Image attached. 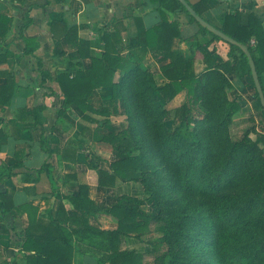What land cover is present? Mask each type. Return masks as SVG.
<instances>
[{"label": "crops", "instance_id": "obj_1", "mask_svg": "<svg viewBox=\"0 0 264 264\" xmlns=\"http://www.w3.org/2000/svg\"><path fill=\"white\" fill-rule=\"evenodd\" d=\"M160 9L151 0H0V20L2 15L9 19L4 36L0 34V55L6 57L0 63V87H8L0 95V175L12 168L10 177L0 179V264H29L28 258L35 253L24 249L26 231L32 229L37 235L47 227H55V234L67 242L72 264H107L109 233L119 225L118 216L110 209L119 199L125 198L124 205L151 216L143 209L144 199L137 191L142 181L123 180L116 175L112 164L125 156L105 138L114 133L124 138L129 128L124 119L132 110L131 101L146 97L147 88L137 93L130 91L132 84L148 76L139 75L140 70L152 77L141 83L148 80L163 87L169 82L161 67L170 61L159 64L150 53L143 58L133 54L139 45L136 18L151 28L161 21ZM235 11L254 13L264 27V0H210L203 18L221 28ZM168 15L179 23L181 49L186 58L194 60V67L196 53L202 54L199 45L218 63L229 59L228 42L203 34L183 11ZM74 28L79 40L91 42L89 53L96 59H102L105 52V34L112 35L109 47L113 56L138 70L130 75L122 70L115 73L113 81L120 89L117 113L106 116L65 104L58 75L74 76L79 70L93 67L92 58L82 57L66 39L67 32ZM201 65L200 71L195 68L196 74L206 70L204 57ZM243 73L239 70L226 74L232 86L230 102L246 93L240 84L243 78L252 84L256 96L253 77ZM98 94L103 102H109L114 97L113 87H101ZM149 95L153 98L155 94L149 91ZM156 97L169 111L171 102L163 101L160 95ZM178 97L187 99L186 92L175 99ZM245 97L237 101L244 104L238 113L250 106ZM98 170L115 174L116 186H101ZM81 187L88 188L92 203L87 206V215L73 203L82 198ZM132 236L136 235L120 237V250L134 251L123 247V241ZM99 242L107 250L98 249Z\"/></svg>", "mask_w": 264, "mask_h": 264}, {"label": "rangeland", "instance_id": "obj_2", "mask_svg": "<svg viewBox=\"0 0 264 264\" xmlns=\"http://www.w3.org/2000/svg\"><path fill=\"white\" fill-rule=\"evenodd\" d=\"M195 57L200 71L203 56L197 52ZM143 79L130 91L149 87V81L141 84ZM244 79L240 84L247 94L240 90L237 98L246 96L250 106L227 124L221 123L223 106L215 104L197 107L210 115L188 126L173 115L184 97L170 101L168 113L161 114L156 97L131 101L124 135L136 141L133 154L146 162L137 191L152 221L147 232L123 241V247L141 252L144 264H155L159 254L167 264H226V250L240 246L258 250L255 263L264 264V156L252 159L246 149V139L256 141L264 134V115ZM231 87L224 88L221 99L231 101Z\"/></svg>", "mask_w": 264, "mask_h": 264}, {"label": "trees", "instance_id": "obj_3", "mask_svg": "<svg viewBox=\"0 0 264 264\" xmlns=\"http://www.w3.org/2000/svg\"><path fill=\"white\" fill-rule=\"evenodd\" d=\"M151 1L160 5L161 21L155 26L147 28L141 18H136L139 45L133 51V54L136 57L141 55L143 58L147 53H150L153 59L159 64L170 61L161 67L163 75L169 82L163 87H157L152 81H149L148 86L150 89L147 86H143L148 90V92L146 90L144 91L145 98L154 101V97L160 95L163 101L169 102L175 99L181 92L185 91L187 96L186 102L181 107L173 110L176 122L192 126L198 124L200 121L207 120V114L209 113L207 112V114L205 113L203 115L198 112L197 108L207 103L209 107L213 106V104L217 108L223 106L222 113L224 116L221 123H230L233 116L242 109L244 104L237 101L227 102L221 99L219 95L225 87L230 86L226 74L239 70L244 71L246 68L252 76L249 61L245 53L240 47L230 44L231 52L229 53V59L224 63H218L203 48V45H199L198 49L202 53L207 67L203 73L196 74L194 60L186 58L181 49L183 38L179 23L171 21L168 14L183 11L191 17L193 22L197 23L196 20L189 14L180 0ZM186 1L203 18V14L207 11L210 0H198L197 2H192V0ZM8 22V17L2 15L0 20V34L3 36L7 30ZM198 25L203 34L211 35L215 40H222L206 28H203L200 24ZM219 29L230 38L249 48L264 89V27L262 21L254 13L244 14L243 12L235 11L233 14L227 16L225 24ZM66 39L72 47L79 51L82 57L92 58L93 67L86 71L79 70L74 76L71 73H61L58 75L57 81L65 96V104H76L83 110L90 109L106 116H109L112 112L117 113L118 93L120 89L113 81L115 73L122 70L127 75H130L136 74L138 70L136 72L134 65L113 56L109 47L113 40L112 35L105 34L104 36L106 49L102 54V59H96L92 56L91 52L89 53L92 46L91 42L79 40L77 38L76 28L67 32ZM252 41H254L253 44ZM5 59L6 57L0 55V63ZM42 75L45 76L44 71ZM146 77L148 76H145L144 80H146ZM105 86H111L114 90V97L109 102H103L98 94V89ZM5 90H8L7 86L0 87V95L4 94ZM149 91L154 92L155 95H153V98H150ZM256 96L257 103L264 115V109L258 92H256ZM217 101H219V104ZM158 104L160 105L158 109H161L159 111L160 114L164 111L168 113V110H165L160 102ZM210 109L213 110L210 112H214V107ZM198 116L200 117L198 118ZM105 140L125 156L124 160L112 164L116 175H119L123 180L142 181L143 168L146 166V162L143 160V156L133 154L134 149L138 146L136 141L127 136L119 138L115 133L106 137ZM246 142L248 143L246 145L248 155L252 159H256L260 155L264 156V147L260 148L259 146L260 144L264 146V134H258L256 141L246 139ZM11 169L6 168L4 173L0 175V179H3L4 176L10 177L12 175ZM98 174L101 186H116L117 177L115 174L111 175L109 172L102 170H98ZM81 188L83 190L82 198L73 200V203L84 215H87V206L92 203L89 199L88 188ZM124 199H119V203L110 209L111 213L118 216L119 225L116 230L109 233L111 241L110 253L105 257L104 263L144 264V256L141 252L120 250L119 240L121 236H140L147 232L152 218L137 208H130L124 205L122 203ZM86 227L94 231V228L89 225ZM54 229L55 227H47L44 229V232L37 235L32 233V229L26 231V240L23 244L24 249L26 251L32 250L35 253L28 258L29 264H72L70 247H68L65 240L55 234ZM226 256V264H256L258 250L240 246L227 249ZM155 264H167V260L163 255L159 254L155 260Z\"/></svg>", "mask_w": 264, "mask_h": 264}, {"label": "water", "instance_id": "obj_4", "mask_svg": "<svg viewBox=\"0 0 264 264\" xmlns=\"http://www.w3.org/2000/svg\"><path fill=\"white\" fill-rule=\"evenodd\" d=\"M180 2L185 6L189 14L196 20L198 24H200L203 28H206L209 32L215 34L222 40L228 42L229 44L238 46L242 49V51L245 53L246 57L248 58L249 65L251 68L252 77L255 83L256 90L259 94L263 109H264V89L262 87L260 77L257 71V67L255 64V61L252 57V54L247 46H244L237 42L236 40L230 38L228 35H226L224 32H222L219 28L215 27L214 25L207 22L204 18L198 15V13L189 5V3L186 0H180Z\"/></svg>", "mask_w": 264, "mask_h": 264}]
</instances>
